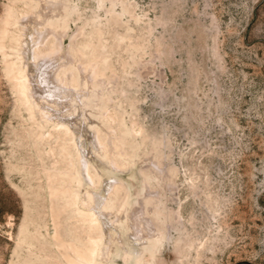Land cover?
<instances>
[{"label": "rangeland", "instance_id": "1", "mask_svg": "<svg viewBox=\"0 0 264 264\" xmlns=\"http://www.w3.org/2000/svg\"><path fill=\"white\" fill-rule=\"evenodd\" d=\"M89 232L99 264H264V0H0V264Z\"/></svg>", "mask_w": 264, "mask_h": 264}, {"label": "bare ground", "instance_id": "2", "mask_svg": "<svg viewBox=\"0 0 264 264\" xmlns=\"http://www.w3.org/2000/svg\"><path fill=\"white\" fill-rule=\"evenodd\" d=\"M58 29H59V27L53 28V32L57 33ZM54 45H56V43ZM54 45H52V46H54ZM35 54H37L36 51H35ZM65 74H63L61 77H58L57 80L67 81V82H73L74 81L72 75H70V74L65 75ZM13 77L15 80V84L18 87L23 100L26 101L28 94H27L26 89L24 88V85H22V82L20 80L21 75L18 73H15ZM59 84H60V82H59ZM64 129L66 131V128H64ZM102 146L104 148L107 147V145H105V144H103ZM81 168H82V164H81ZM84 168H85V166L83 167V169ZM85 173H86L87 181L92 182L93 179L90 177L89 173H87V168L85 170ZM76 181H75L76 182L75 187H77L78 179H76ZM65 185H67V191H69L70 196H71V199H70L71 204H72L74 210L79 215L80 220L83 223L87 224L89 229L96 226L98 224V220H97V216L95 215L94 209L90 203L91 202L90 201V195L88 193H84L83 195H81L79 193V191L72 190V187L69 185V183L65 184ZM64 188H65V186H64ZM54 216L56 217V215H54ZM57 240H58V237H57ZM101 242H102V240H101V237L99 235L94 234L92 232L91 233L89 232L87 235V238H86L85 245L83 247H81V249L73 248L75 246L71 247L69 243H63L61 245L62 246L66 245V249L69 252V254H64V256H67L70 258V260L68 261L69 264H99V261L104 257V254H105V251L102 248L103 246H101ZM63 259H68V258H63Z\"/></svg>", "mask_w": 264, "mask_h": 264}]
</instances>
